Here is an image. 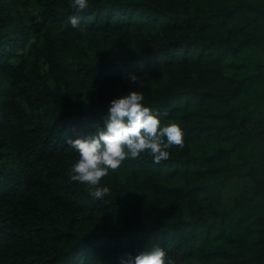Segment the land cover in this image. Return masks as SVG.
<instances>
[{
  "label": "trees",
  "instance_id": "obj_1",
  "mask_svg": "<svg viewBox=\"0 0 264 264\" xmlns=\"http://www.w3.org/2000/svg\"><path fill=\"white\" fill-rule=\"evenodd\" d=\"M70 2L0 0V264L153 245L172 264H264V0H89L85 31ZM129 90L184 144L126 158L93 200L65 138Z\"/></svg>",
  "mask_w": 264,
  "mask_h": 264
},
{
  "label": "clouds",
  "instance_id": "obj_2",
  "mask_svg": "<svg viewBox=\"0 0 264 264\" xmlns=\"http://www.w3.org/2000/svg\"><path fill=\"white\" fill-rule=\"evenodd\" d=\"M90 6L89 0H71L69 7L74 11L68 19L73 29L86 30L80 14ZM132 81L137 77L132 75ZM142 91L129 90L126 94L111 99L102 125L83 137H66L65 142L78 153L71 164L73 181L86 186L87 194L93 200H101L111 189L102 179L110 170L120 167L128 157H138L147 152L153 162L166 159L173 145L183 146V129L175 121L167 125L161 122L157 113L144 103ZM119 264H172L166 258L165 250L153 245L136 255L127 254L119 258Z\"/></svg>",
  "mask_w": 264,
  "mask_h": 264
},
{
  "label": "rangeland",
  "instance_id": "obj_3",
  "mask_svg": "<svg viewBox=\"0 0 264 264\" xmlns=\"http://www.w3.org/2000/svg\"><path fill=\"white\" fill-rule=\"evenodd\" d=\"M79 91L82 93V94H87L88 93V91H90V90H88V87L86 86V85H82V84H80L79 85Z\"/></svg>",
  "mask_w": 264,
  "mask_h": 264
}]
</instances>
